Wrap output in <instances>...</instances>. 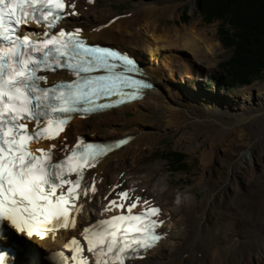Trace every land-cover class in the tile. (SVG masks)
Segmentation results:
<instances>
[{
    "label": "bare ground",
    "instance_id": "6f19581e",
    "mask_svg": "<svg viewBox=\"0 0 264 264\" xmlns=\"http://www.w3.org/2000/svg\"><path fill=\"white\" fill-rule=\"evenodd\" d=\"M68 2L75 5L67 10L75 13L70 14L71 26L88 41L109 44L102 39L117 40L115 47L145 62L143 68L156 86L146 89L142 99L114 110L94 116L76 114L65 133L43 144L55 145L57 153H64L86 135L93 137L101 132L107 139L133 136L129 144L84 171L75 227L61 228L44 239L28 240L16 232L14 236L27 254L26 263L54 264L50 252L64 247L74 236L81 237L94 221L108 217V211L117 207H110L112 200L125 205L131 202L120 200L117 193L123 191L140 198L136 209L144 207L145 200L162 205L155 219L163 221L159 229L164 236L155 246L143 250L142 258L129 264H264V159L256 151L257 147H264V90L248 89L242 95L225 98L187 93L189 89L182 93L174 85V79H184L194 70L195 58H214L219 42L210 35V25L201 27L196 20L174 26L159 22L155 19L159 9L154 2L142 6L141 19H115L110 13L100 17L99 0L95 4L89 0L80 4V0ZM168 8L178 9V5ZM82 16L88 17L86 22L81 23ZM100 24L105 25L103 29L97 27ZM132 25L134 37L128 33ZM48 76L55 81L75 79L66 70ZM151 103L164 107L154 110L156 115H162L161 121L151 116ZM144 108L146 111L138 117L126 116L130 110ZM145 114L151 118L142 120ZM157 124L175 128V143H186L189 152L203 165L200 181L206 194L202 209L199 210V200L190 188L177 190L170 183L163 161H143L141 154L152 149V130L160 129ZM234 142L238 147L232 146ZM225 157L230 165L227 175H214L217 162ZM85 182H94L96 191L84 195Z\"/></svg>",
    "mask_w": 264,
    "mask_h": 264
},
{
    "label": "snow or ice",
    "instance_id": "6c2138e0",
    "mask_svg": "<svg viewBox=\"0 0 264 264\" xmlns=\"http://www.w3.org/2000/svg\"><path fill=\"white\" fill-rule=\"evenodd\" d=\"M65 7L64 0H0V222H8L28 240L44 239L61 228L75 227V217H69L71 212L79 211L75 201L81 195L84 169L94 167L95 158L110 150L89 146L81 153L73 152L66 161L53 162L55 145L37 149V155L30 150V143L55 139L68 123L66 114L109 106L95 104L96 98L113 93L114 88L106 82L108 78L81 74L110 67L109 57L132 63L114 52L86 47L79 39V30L50 33ZM68 7L75 5L70 3ZM30 23H44L47 30L20 35V26ZM59 69H68L77 79L42 87L48 85V76L38 73ZM31 122L35 126L30 131ZM125 143L127 140H121L116 147ZM72 174L75 180L68 178ZM88 191H96L94 182L84 183L83 194ZM117 195L121 201L131 202L125 205L112 200L110 207H126L128 214L101 221L99 226L82 233L87 251L95 257L93 264H125L126 259L138 254V249H150L162 238L154 230L163 221L150 219L159 215L158 207L134 215L132 210L140 198L123 191ZM66 247L73 253L71 260L75 264H89L78 240L73 238ZM129 252L133 255H127ZM0 264H5L2 255Z\"/></svg>",
    "mask_w": 264,
    "mask_h": 264
},
{
    "label": "rangeland",
    "instance_id": "374dc122",
    "mask_svg": "<svg viewBox=\"0 0 264 264\" xmlns=\"http://www.w3.org/2000/svg\"><path fill=\"white\" fill-rule=\"evenodd\" d=\"M101 5V9L98 12V15L100 17H104L106 14H112L115 16L114 18H121L124 17V19L128 18L129 16L136 15L141 13L143 10L140 8L139 3L141 2H152L157 4L159 11H157V16L156 19L161 21L162 23H165L169 26H174V25H180L184 24L187 22L182 21L181 19V14L185 11V8L191 6V18L189 22H192L194 20L199 21V25L201 27L207 26L208 24L213 25L212 28H210L209 33L211 36H216L214 37L217 42L219 39V35L217 32L218 24L220 23L219 21H216L215 23H207L204 21L201 13L198 11V9H194L193 2L192 0H99ZM127 2L123 3L125 6H121L120 8L116 7L120 2ZM128 1H131V5ZM196 1V0H195ZM114 3V8L113 9L110 5ZM197 3V1H196ZM177 4L178 9L173 8V10H169L168 7L170 5ZM130 6V7H127ZM87 17L84 18V21L86 22ZM83 21V22H84ZM188 22V23H189ZM104 24H100L101 28H104ZM218 38V39H217ZM109 40H114L111 39L110 37L108 38ZM220 40V39H219ZM233 52V48L231 47H226L224 43L221 41L218 44L217 49L214 51V58H195L196 60L193 61V73H191L190 76L186 77L184 81H182L180 78L174 79V84L175 86H180V89L183 92H186L189 88L187 87V84L189 85L190 82L196 83L197 86H200V90L205 91V92H210L211 90L212 93L215 96H218V93H222L223 97H226L227 95H242L243 93L246 92V90L251 89L252 91H258V90H264V71L263 73L256 78L255 81L251 82L250 84H246L244 86H241L239 88L232 87L230 85H227V89L225 88V84L222 82L219 84L217 82V75L222 71V69L219 67V62L221 60H226L227 58L230 57V55ZM196 74V76H194ZM216 81V84L214 81ZM180 82L183 83V85L180 84ZM216 87V91L212 89V86ZM213 86V87H214ZM213 95V96H214ZM264 99V96H262ZM160 106V107H159ZM157 105L155 103L150 104V114L153 116L154 119L160 118V121L162 119V115L160 114H155L154 110L161 109L164 110V107L161 105ZM159 107V108H157ZM146 109H141V110H133L129 112V115L131 118H135L140 116ZM153 111V112H152ZM150 114H145L142 116V120H149L151 118ZM159 121V122H160ZM147 128V124L145 125ZM157 127H160V129L156 128L155 130H152L153 136L149 137V143L152 144V149L150 151H146L147 153H144L142 158L144 162H149L151 163L154 160H163V162L166 163V168L167 172L170 174L169 176V181L173 184L174 187H176L177 190H184L187 188H190L192 192L195 193L197 199L199 200V210L203 208L204 206V201L203 197L206 194L205 186L201 183V176H202V167L203 165L201 162L195 158L192 153L189 152L188 150V145L185 143H175V138L178 136V132L175 128H168L164 127L162 124H157ZM205 135H209V132H205ZM233 147H238V144L235 146V142L232 144ZM178 149L179 151L187 153V161L189 165H187L185 168L179 170L177 169V166L175 167L174 164H170L166 160L163 159V151H168V150H176ZM257 153L260 154V157L264 159V147H257L256 149ZM228 157H225V160H219L217 162V166L214 167V175L216 176H225L227 175L229 171V164L227 163ZM209 171L208 173H210ZM264 172V171H263ZM207 173V174H208ZM213 175V176H214ZM213 176L211 178H213ZM210 177V174H209ZM213 179L209 180L212 181ZM202 195H201V193ZM204 193V194H203Z\"/></svg>",
    "mask_w": 264,
    "mask_h": 264
},
{
    "label": "trees",
    "instance_id": "16d2710c",
    "mask_svg": "<svg viewBox=\"0 0 264 264\" xmlns=\"http://www.w3.org/2000/svg\"><path fill=\"white\" fill-rule=\"evenodd\" d=\"M210 22L222 17L220 33L224 43L235 46L226 61L234 83L258 77L264 68V0H198ZM181 160V159H180Z\"/></svg>",
    "mask_w": 264,
    "mask_h": 264
}]
</instances>
